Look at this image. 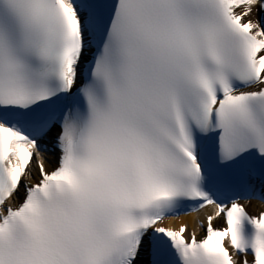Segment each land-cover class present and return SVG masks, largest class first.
Masks as SVG:
<instances>
[{
    "label": "snow or ice",
    "instance_id": "6c2138e0",
    "mask_svg": "<svg viewBox=\"0 0 264 264\" xmlns=\"http://www.w3.org/2000/svg\"><path fill=\"white\" fill-rule=\"evenodd\" d=\"M252 201L264 0H0V264H264Z\"/></svg>",
    "mask_w": 264,
    "mask_h": 264
},
{
    "label": "bare ground",
    "instance_id": "6f19581e",
    "mask_svg": "<svg viewBox=\"0 0 264 264\" xmlns=\"http://www.w3.org/2000/svg\"><path fill=\"white\" fill-rule=\"evenodd\" d=\"M254 203L255 205H257L259 208H261L262 210H264V204H260L258 202H252ZM212 209L209 207L208 209L206 210H203L202 212H199V213H196V214H191L189 216H186L183 218V221L182 222H185L186 224L189 225L188 227V230L189 229H192L194 230L195 232L199 231V228L196 227V221H197V217H204V214H207L209 212H211ZM167 225H174V226H177L178 223L176 220L174 219H170L166 222Z\"/></svg>",
    "mask_w": 264,
    "mask_h": 264
}]
</instances>
